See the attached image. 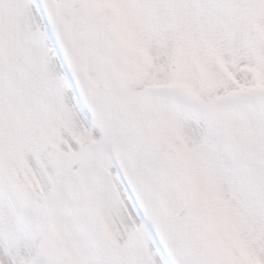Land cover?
Listing matches in <instances>:
<instances>
[{"label": "snow or ice", "instance_id": "obj_1", "mask_svg": "<svg viewBox=\"0 0 264 264\" xmlns=\"http://www.w3.org/2000/svg\"><path fill=\"white\" fill-rule=\"evenodd\" d=\"M0 264H264V0H0Z\"/></svg>", "mask_w": 264, "mask_h": 264}]
</instances>
